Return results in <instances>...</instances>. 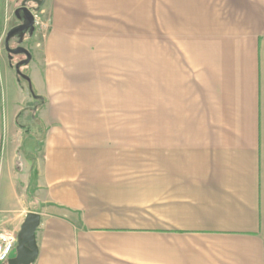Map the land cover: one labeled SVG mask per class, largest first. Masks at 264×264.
Returning a JSON list of instances; mask_svg holds the SVG:
<instances>
[{
  "label": "crops",
  "instance_id": "crops-1",
  "mask_svg": "<svg viewBox=\"0 0 264 264\" xmlns=\"http://www.w3.org/2000/svg\"><path fill=\"white\" fill-rule=\"evenodd\" d=\"M22 1L0 0V39ZM39 14L37 99L0 58V230L39 215L33 264H264V0Z\"/></svg>",
  "mask_w": 264,
  "mask_h": 264
},
{
  "label": "water",
  "instance_id": "water-1",
  "mask_svg": "<svg viewBox=\"0 0 264 264\" xmlns=\"http://www.w3.org/2000/svg\"><path fill=\"white\" fill-rule=\"evenodd\" d=\"M33 2L37 6H41L44 0H23L21 2V7L19 11L16 13L17 21L19 22L17 26L10 29V31L6 34L4 40V48L6 52L11 57L12 55L22 54L25 55V59L20 61L15 66L16 74L19 73V68L28 64L29 55L27 52L21 48L17 47L15 49H10L8 46V42L10 38L14 36H20L25 32L29 34L34 30V17L32 13L27 9V3ZM21 42L22 38L19 39ZM40 217L36 213H27L23 223L20 226V229L16 235V246L13 249L12 253L9 255L8 260L5 264H33L36 260L38 250L35 241V231L39 225Z\"/></svg>",
  "mask_w": 264,
  "mask_h": 264
},
{
  "label": "rangeland",
  "instance_id": "rangeland-1",
  "mask_svg": "<svg viewBox=\"0 0 264 264\" xmlns=\"http://www.w3.org/2000/svg\"><path fill=\"white\" fill-rule=\"evenodd\" d=\"M42 6V5H41ZM41 6H37L35 3L33 2H28L27 3V9L32 13L33 17H34V21L37 22L36 25L34 24V30L32 31L31 34H29L28 32H25L22 37L20 36V38H22L21 42H19L20 38L18 36H14L12 38H10L9 42H8V46L9 48H17V47H23L24 45H26V41H28L29 38H31L34 33L38 34V35H43L44 32H43V20L40 18V7ZM15 19V18H14ZM8 20V21H3L2 25H3V28L7 25V28H4V33H3V37L0 39V58L1 59H8L7 58V55H6V52H5V48H4V38L6 36V34L10 31V29L14 28L15 26L18 25V21L16 20ZM25 59V55H22V54H18V55H13L11 56V60H9V64L11 65L12 68H15V66L20 62V61H23ZM23 66L20 67V70H23L22 69ZM15 71V70H14ZM18 76L16 75V78ZM19 79V77H18ZM22 79H20L21 81ZM24 81V80H23ZM22 81V82H23ZM21 82V83H22ZM22 87L24 88V91L27 93V86L24 84L22 85ZM33 102L35 103V100H32V99H28V102L25 103L26 105V109H24L23 113L19 116L18 118V123L20 125H22L27 131H35L34 128L37 127V122L36 120L34 119L35 117H33V112H32V109L30 110L29 108L32 107L34 104ZM37 103V101H36ZM36 106H39V104L37 103ZM38 132V131H37ZM37 134V133H36ZM39 135V134H37ZM0 232H6L8 234H13L12 232H9L8 230H0ZM16 235V234H14Z\"/></svg>",
  "mask_w": 264,
  "mask_h": 264
},
{
  "label": "built area",
  "instance_id": "built-area-1",
  "mask_svg": "<svg viewBox=\"0 0 264 264\" xmlns=\"http://www.w3.org/2000/svg\"><path fill=\"white\" fill-rule=\"evenodd\" d=\"M37 22L34 21L36 25ZM46 27H43V32H46ZM16 246V235L0 232V264H5L9 255Z\"/></svg>",
  "mask_w": 264,
  "mask_h": 264
},
{
  "label": "trees",
  "instance_id": "trees-1",
  "mask_svg": "<svg viewBox=\"0 0 264 264\" xmlns=\"http://www.w3.org/2000/svg\"><path fill=\"white\" fill-rule=\"evenodd\" d=\"M17 76L19 77V79L24 80V81L28 84V86L30 87V93H31L32 97H33L34 99H37L36 95L33 93L32 89H31V86H30V82H29L28 77H27L26 75H23V74L20 72V70H19V73H17Z\"/></svg>",
  "mask_w": 264,
  "mask_h": 264
},
{
  "label": "flooded vegetation",
  "instance_id": "flooded-vegetation-1",
  "mask_svg": "<svg viewBox=\"0 0 264 264\" xmlns=\"http://www.w3.org/2000/svg\"><path fill=\"white\" fill-rule=\"evenodd\" d=\"M19 23V22H18ZM13 56V55H12Z\"/></svg>",
  "mask_w": 264,
  "mask_h": 264
}]
</instances>
